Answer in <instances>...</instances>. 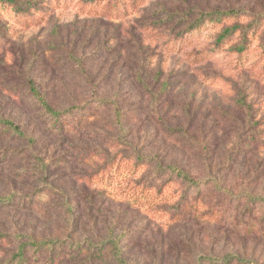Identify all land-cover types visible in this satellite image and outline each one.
<instances>
[{"label":"rangeland","instance_id":"rangeland-1","mask_svg":"<svg viewBox=\"0 0 264 264\" xmlns=\"http://www.w3.org/2000/svg\"><path fill=\"white\" fill-rule=\"evenodd\" d=\"M30 1L21 16L0 5L9 36L0 48V118L37 139L33 149L0 136V196L18 202L43 193L45 206L0 208V264L20 235L64 242L54 264H199L200 255L226 254L264 264V209L252 220L242 210L231 222L210 221L203 213L222 207L211 184L198 206L184 208L180 185L167 176L155 183L156 164L136 161L140 153L195 180L212 176L236 193L264 196V20L243 52L240 32L221 40L225 28L264 14V0ZM190 10L245 15L170 40L160 29L166 11ZM31 80L58 110L94 96L117 101L128 135L110 110L70 133L45 134ZM72 241L83 246L71 251Z\"/></svg>","mask_w":264,"mask_h":264},{"label":"trees","instance_id":"trees-1","mask_svg":"<svg viewBox=\"0 0 264 264\" xmlns=\"http://www.w3.org/2000/svg\"><path fill=\"white\" fill-rule=\"evenodd\" d=\"M84 1L87 5L100 2V0ZM0 5L4 8L10 7L15 15L21 16L26 13L29 6L33 5V2L30 0H0ZM166 13L168 15V18H166L168 19V22L161 26L160 29L167 31L170 40L179 39L182 35L199 30L210 21L216 20L214 22H221L222 19L225 18H241L245 15L242 11L236 10H214L208 13L195 10H190L184 13H170L166 11ZM176 16L177 18L173 19ZM263 20L264 14H259L258 18L247 27L237 24L231 28H225L221 35L222 42L230 39L236 32H240L242 41L237 45V51L243 52L246 49L247 44L250 42L251 35L253 36L257 32L258 28L262 25ZM2 26L3 25L0 24V48L6 45L9 40L7 31L2 28ZM182 26H187V28L182 30ZM68 54V57L72 61H78L72 53ZM27 92L33 96L32 99L36 102L35 106L40 112L39 116L41 123L44 126L43 131L45 134L58 136L70 133L76 130L84 120L93 119L98 113H106L110 110L113 114V123L117 127L119 133L124 136L128 135L124 123L125 116L117 101L94 96L91 100H88L83 104H75L65 109L58 110L53 108L47 98L39 92V89L33 80L29 82V90ZM172 132L176 134L178 133L176 131ZM184 135L188 138L186 133ZM0 136L3 138H11L13 140L27 141L33 149L37 144L36 138L27 135L26 131L11 119L0 118ZM136 161L139 162L140 165H143L142 167L156 164L152 173V179L155 183L162 181L163 176H167L168 180L171 181L170 183L180 185L184 191L183 196L186 198V204H184L186 206L184 208H191L194 205L198 206L200 202V194H203L206 187H209L211 184L210 187L213 191L222 198V207L218 211L207 210L203 213V216L207 217L210 221L231 222L242 210L244 219L247 218L252 220L254 215L262 212V209H264V196H256L249 191L236 193L233 190L224 187L223 183L215 177L210 176L206 180H195L190 173L180 167L174 165L164 167L159 164L156 158L143 156L140 153H137ZM37 165L39 166V171H41L40 175L42 176V183L44 187H46V190L49 193L55 191L54 187L45 180L43 174L47 172L48 165L43 159L39 158L37 160ZM36 199L37 200H28L23 198L17 202L15 196H0V208L10 207L14 204L19 205L24 209L45 206L43 193L39 194ZM179 213L185 212H180L178 210L177 214ZM26 238L27 237L23 235L16 236L19 243L6 264H54L58 260L56 258L62 254L64 242L50 239L38 241L32 237H28L27 241L23 242ZM82 246L83 243L75 241L67 244V247H69L71 251L78 250ZM91 247L98 246L91 245ZM116 247H118L119 254L122 255L123 251L118 243ZM120 262L122 264H128L122 257ZM198 262L199 264H259L252 259L243 258L236 254H226L220 257L200 255L198 257Z\"/></svg>","mask_w":264,"mask_h":264}]
</instances>
